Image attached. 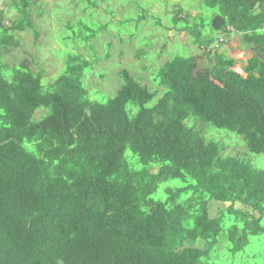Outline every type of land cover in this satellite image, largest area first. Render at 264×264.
I'll use <instances>...</instances> for the list:
<instances>
[{
    "label": "trees",
    "instance_id": "16d2710c",
    "mask_svg": "<svg viewBox=\"0 0 264 264\" xmlns=\"http://www.w3.org/2000/svg\"><path fill=\"white\" fill-rule=\"evenodd\" d=\"M39 1L0 0V264H217L223 247L235 259L264 234V171L196 123L264 156V0H201L219 13L191 26L178 9L173 25L204 47L208 65L175 57L155 92L122 71L103 102L78 56L50 83L6 60L14 34L33 30ZM232 38L252 50L244 75L223 47ZM210 201L221 206L216 218Z\"/></svg>",
    "mask_w": 264,
    "mask_h": 264
},
{
    "label": "rangeland",
    "instance_id": "374dc122",
    "mask_svg": "<svg viewBox=\"0 0 264 264\" xmlns=\"http://www.w3.org/2000/svg\"><path fill=\"white\" fill-rule=\"evenodd\" d=\"M95 3L98 8L78 0H40L33 9V30L14 34L19 44L6 60L11 66L27 62L34 73H42L44 80L50 83L62 73L70 55L78 56L92 64L86 83L91 94L101 95L97 99L100 102L115 97L121 89L119 74L122 71L139 78L155 92L151 88L159 87L154 81L157 71L175 57L195 56L201 70L208 65L203 55L204 47L194 45L193 37L188 32H179L172 23L176 11L181 9V18L186 17L189 26L194 24L193 16H196L197 24H209L219 11L206 9L201 0H95ZM2 8L7 11L8 21L16 18L14 11L5 6ZM143 14L146 19L137 22ZM81 21L87 25H82ZM181 26L180 23L178 28ZM223 43L224 50L237 61L234 70L239 71L252 56V50L244 49L236 38ZM95 60L99 62L96 64ZM9 72H5V77L8 78ZM163 94L161 89L149 107L154 106ZM41 111L46 114L45 110H39L37 118ZM196 128L208 139L226 147L229 155L248 160L256 169L264 171V156L247 153L241 138L200 123H196ZM129 156L131 152L127 151L126 157ZM168 184L180 186L179 181ZM236 206L242 209L240 204ZM220 208L218 202L210 201V216L218 217ZM226 223V226L230 224ZM221 251L213 260L217 264H264V234L251 238V244L235 259L225 256V247Z\"/></svg>",
    "mask_w": 264,
    "mask_h": 264
},
{
    "label": "water",
    "instance_id": "95a60500",
    "mask_svg": "<svg viewBox=\"0 0 264 264\" xmlns=\"http://www.w3.org/2000/svg\"><path fill=\"white\" fill-rule=\"evenodd\" d=\"M236 72L239 73V74H242V75L244 74L243 71H242V67H240L239 71H236Z\"/></svg>",
    "mask_w": 264,
    "mask_h": 264
}]
</instances>
